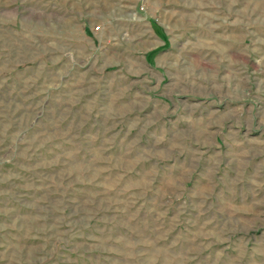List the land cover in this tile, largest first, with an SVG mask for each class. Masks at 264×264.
I'll use <instances>...</instances> for the list:
<instances>
[{
    "label": "rangeland",
    "instance_id": "rangeland-1",
    "mask_svg": "<svg viewBox=\"0 0 264 264\" xmlns=\"http://www.w3.org/2000/svg\"><path fill=\"white\" fill-rule=\"evenodd\" d=\"M0 264H264V0H0Z\"/></svg>",
    "mask_w": 264,
    "mask_h": 264
}]
</instances>
